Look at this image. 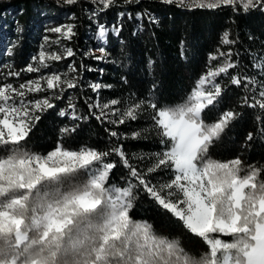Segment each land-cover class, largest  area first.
<instances>
[{"label": "snow or ice", "instance_id": "snow-or-ice-1", "mask_svg": "<svg viewBox=\"0 0 264 264\" xmlns=\"http://www.w3.org/2000/svg\"><path fill=\"white\" fill-rule=\"evenodd\" d=\"M65 2L73 5L78 0ZM94 2L111 7L116 0ZM163 2L210 9L239 6L245 13L264 10V0ZM51 31L68 39L74 35L72 25ZM99 34L106 35L103 26ZM222 43L235 41L225 33ZM65 54L74 55L71 49H65ZM221 55L230 57L231 53ZM61 58L55 54L49 57L41 51L36 59L38 64L47 67L45 60ZM236 67V63L226 58L223 66L210 70L197 82L181 105L157 109L154 103L147 104L154 110L153 127L165 147L150 155L136 154L139 160L146 156L152 159L145 169L131 162L122 144H113L108 150L88 147L68 150L58 144L47 154L31 152L24 142L40 119L37 113L54 108L51 99H59L60 94L26 100L29 92L45 91L39 80L15 87L0 86V152L7 153L0 156V264H264V180H258L262 170L250 166L241 177L238 158L230 162L203 159L213 139L238 115L229 110L216 122L206 125L201 114L209 105H218L222 88L212 83L205 91L203 86L209 78L227 75L229 69ZM254 67L264 74V60L256 62ZM25 70L32 73L41 69L29 65ZM42 79L47 89L62 85L75 88L78 84L74 78L62 80L59 74ZM231 83L244 84L246 91H249L247 85L259 84V99L253 96L249 104V97L245 96L243 103L264 110V81H257L254 76H236L231 77ZM89 87L98 91L105 86L91 84ZM118 103V100L111 101L112 105ZM69 106L75 107L71 101ZM97 106L108 107L107 104ZM144 106L142 100L129 105L121 118L111 123L136 121ZM72 118L80 119L74 112ZM74 131L75 127L62 129V133ZM260 132L264 134V127ZM110 136L121 138L117 131H111ZM140 136V132H135L131 138ZM248 139H252L251 134ZM112 155L119 157L120 164L127 169L128 179L122 188L115 184L106 187L110 172L116 167L107 160ZM81 172L85 179L80 178ZM158 172L170 174V178L153 184L147 177ZM140 188L178 218L183 227L202 238L209 251L190 253L179 240L157 236L148 222L133 221L129 210L136 198L135 190ZM223 236L232 239L225 241Z\"/></svg>", "mask_w": 264, "mask_h": 264}, {"label": "trees", "instance_id": "trees-1", "mask_svg": "<svg viewBox=\"0 0 264 264\" xmlns=\"http://www.w3.org/2000/svg\"><path fill=\"white\" fill-rule=\"evenodd\" d=\"M67 25L73 26L71 39L51 31ZM101 26L106 29L104 37L99 34ZM225 33L235 43H222ZM65 49H71L74 55L67 56ZM41 51L49 57L55 54L62 58L47 59L44 63L48 66L43 67L36 59ZM101 56L103 59H97ZM226 58L237 67L229 69L227 75L209 78L208 88L218 83L222 93L218 105H209L201 116L208 125L216 122L223 112L232 110L238 115L213 139L203 159L230 162L238 158L241 177L251 166L262 170L258 180H264V134L260 132L264 127V110L243 103L245 96L249 97V104L253 96L259 99L260 85L249 84L246 91L244 84L231 83V77L236 76H254L257 81H264V74L254 67L264 60V10L245 13L239 6L181 7L163 0L132 3L116 0L111 7H103L94 0H78L73 5L65 0H0V86L15 87L39 80L45 91L29 92L26 100L60 94L59 99H51L54 108L37 113L40 119L24 142L31 152L47 154L58 144L68 150L82 147L108 150L113 144H122L131 162L145 169L152 159L146 156L139 160L136 154L150 155L165 147L153 127L154 110L147 104L154 103L157 109L183 104L197 82L210 70L223 66ZM29 65L41 70L27 72ZM10 72L19 75H9ZM52 74L61 75L62 80L76 79L77 87L62 85L47 89L42 77ZM91 84L105 87L95 91L89 87ZM253 88L256 91H251ZM112 100L119 103L112 105ZM141 100L145 106L136 121L111 123L118 121L129 105ZM105 104L107 108L97 106ZM61 111L67 114L61 116ZM73 112L80 119H73ZM66 127H75V131L62 133ZM111 131H117L121 138L111 137ZM135 132L141 133L140 138H131ZM4 155L7 153L0 152V156ZM107 160L116 167L111 170L106 187L113 184L124 187L127 169L115 155ZM80 178H86L83 172ZM147 178L156 184L169 179L170 174L158 172ZM135 196L129 210L133 221L148 222L157 236L179 240L190 253L209 251L202 238L183 227L178 218L142 188L135 190Z\"/></svg>", "mask_w": 264, "mask_h": 264}, {"label": "rangeland", "instance_id": "rangeland-1", "mask_svg": "<svg viewBox=\"0 0 264 264\" xmlns=\"http://www.w3.org/2000/svg\"><path fill=\"white\" fill-rule=\"evenodd\" d=\"M206 2H207V0H206ZM210 83V79H208V80H206V82H205V85L203 86V89L202 90H208L209 88H208V84Z\"/></svg>", "mask_w": 264, "mask_h": 264}]
</instances>
